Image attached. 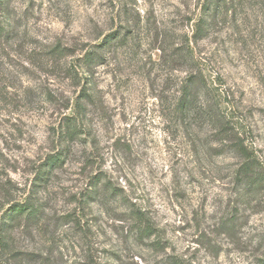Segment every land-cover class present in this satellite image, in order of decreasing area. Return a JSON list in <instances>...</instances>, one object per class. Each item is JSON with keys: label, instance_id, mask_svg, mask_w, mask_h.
<instances>
[{"label": "rangeland", "instance_id": "1", "mask_svg": "<svg viewBox=\"0 0 264 264\" xmlns=\"http://www.w3.org/2000/svg\"><path fill=\"white\" fill-rule=\"evenodd\" d=\"M203 3L0 0V223L38 206L0 264H264V183L198 115L220 101L264 172V0Z\"/></svg>", "mask_w": 264, "mask_h": 264}, {"label": "trees", "instance_id": "2", "mask_svg": "<svg viewBox=\"0 0 264 264\" xmlns=\"http://www.w3.org/2000/svg\"><path fill=\"white\" fill-rule=\"evenodd\" d=\"M229 1L230 0H204L202 10L210 11V9H212L210 17L216 18L221 16L226 19ZM207 30L206 19L205 17H201L196 24V35L201 36ZM92 56V53H88L86 55V59H91ZM203 87L207 88V80L202 72V69L199 68L197 71L191 72L190 76L184 80L180 88L181 96L179 97L176 110L183 114H187L192 111V107L196 103L200 104L198 99V97H201V95H199V89ZM203 97L209 98L208 95H202V98ZM221 105L222 103L218 100L211 102L203 100L201 102L198 115H200V119L205 118L201 117L202 113L210 115L208 116L209 123L217 128V133L221 137L220 142H225L223 146L228 145V147H232L240 152L244 159L240 167V172L242 173V176L247 179V183L250 188L248 189L251 191L258 190L264 183V172L262 173L261 170H255L259 164L257 163L258 158L246 145V137L242 132H240L233 118L230 119L226 116V114L221 112ZM37 212L38 206H36L35 203H29L27 205L15 204L14 206L9 207V209L4 213L0 223V232L3 237L5 238L4 235L8 229L18 218L22 216V214L26 213L27 216H30L36 215Z\"/></svg>", "mask_w": 264, "mask_h": 264}]
</instances>
